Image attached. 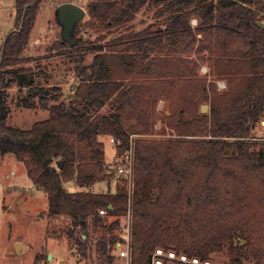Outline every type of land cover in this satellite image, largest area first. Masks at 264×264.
I'll return each instance as SVG.
<instances>
[{
  "label": "trees",
  "instance_id": "obj_1",
  "mask_svg": "<svg viewBox=\"0 0 264 264\" xmlns=\"http://www.w3.org/2000/svg\"><path fill=\"white\" fill-rule=\"evenodd\" d=\"M42 1L13 0L12 25L0 43V155L12 153L24 164L46 194L48 215L68 220L70 248L110 264L120 236L118 217H108L129 204V264H149L156 248L204 261L219 245H226L228 264L246 258L264 264V141L253 140L264 118V0H88L83 26L97 32L96 43L75 25L70 41L59 38L51 46L55 55L78 62L77 84L63 100L60 86L36 81L24 66L35 60L22 51ZM150 9L154 21L135 31L136 14ZM203 51L211 74L226 80L225 90L190 76L195 89L185 104L171 95L163 119L178 134L203 138H134L153 131L158 97L174 93L167 56ZM89 53L92 62L82 64ZM12 85L17 107L44 109L48 116L26 129L8 124ZM199 101L209 110L201 112ZM131 135V187L120 180L126 191L63 187L109 181L100 136L119 140L115 153H122ZM59 160L60 168L54 164Z\"/></svg>",
  "mask_w": 264,
  "mask_h": 264
},
{
  "label": "rangeland",
  "instance_id": "obj_2",
  "mask_svg": "<svg viewBox=\"0 0 264 264\" xmlns=\"http://www.w3.org/2000/svg\"><path fill=\"white\" fill-rule=\"evenodd\" d=\"M66 0H43L38 7L36 19L31 29L29 40L24 50L23 57H33L34 61L25 63L24 66L35 72L36 81L47 86L57 85L62 88L60 100L66 99L73 93L77 84V77L74 71L76 64L75 59L60 57L55 55L56 49H52V44L61 38V25L57 18L56 6ZM79 6L85 11V16L76 25L79 26L81 32L86 31L84 37L96 43L97 32L91 29H84L83 23L88 19L87 1L88 0H68ZM14 7L13 0H0V43L6 31L12 25ZM153 10H140L136 14V18L131 22L133 29L138 31L153 22ZM8 21V25L4 21ZM196 21L195 19L191 20ZM107 36L102 42L106 41ZM205 52V51H204ZM94 53L85 55L82 64L88 65L92 62ZM167 72H170L168 80L172 81L171 90L174 93H165L166 97H158L155 111L157 113L155 127L150 133H136L134 138L145 139H193L203 138L200 135L178 134L172 128L165 125V116L169 114V98L176 94L181 103L184 98L191 94L195 88L188 82L191 76L197 78H206V84L213 83L215 91H223L226 88V80L222 82L221 77H214L211 74L212 67L207 57L194 56L188 52H173L167 56ZM199 58V59H198ZM194 61V63H193ZM210 62V63H209ZM207 66L208 68H206ZM39 70L45 72L46 77L37 74ZM192 72V74H191ZM190 74L186 77L187 74ZM224 78V77H223ZM183 80H186L185 84ZM17 96V88L12 85L8 90V104L10 112L8 114L7 123L19 127L29 128L34 122L42 120L48 116V111L40 108L29 109L19 108L15 104ZM171 97V98H172ZM55 101H50L53 104ZM201 104L209 103L199 101L196 106L200 110ZM264 121V120H263ZM162 129L164 131L162 132ZM253 140L264 141V124L260 121L254 129ZM111 136H100L104 143L105 163L108 172L112 173L111 179L95 182L90 187H78L73 181L63 182V187L68 191L92 190L94 192H114L116 189L127 190V185H123L121 178L116 176L113 168L110 167L115 147L110 142ZM56 161H54V164ZM56 165V164H55ZM48 203L44 192L37 188L29 179L24 164L18 160L12 153L0 155V264H106L102 262L96 254L92 259L86 260L82 258L76 249L70 248V243L66 236V227L68 220L63 216H50L47 213ZM125 213L118 216L108 217V221L118 217L119 229L116 231L120 236V240L109 251L110 264H129V244L128 248L123 239L124 227L127 218ZM131 223V217H130ZM15 241L23 242L26 246L20 252L15 251ZM128 249V256L126 255ZM51 257L48 258V254ZM38 256L35 261V257ZM208 262L197 264H228L229 256L227 254L226 245L215 247L208 254ZM243 264H256L251 258H246Z\"/></svg>",
  "mask_w": 264,
  "mask_h": 264
},
{
  "label": "built area",
  "instance_id": "obj_3",
  "mask_svg": "<svg viewBox=\"0 0 264 264\" xmlns=\"http://www.w3.org/2000/svg\"><path fill=\"white\" fill-rule=\"evenodd\" d=\"M110 142L113 145H117L119 140L110 137ZM133 142H132V135L128 141L127 148L122 153H115L110 164V167L113 168V172L116 174L117 178H123L127 180L128 187L131 185V179L133 175ZM131 187V186H130ZM100 213H104V210H99ZM127 218L126 225L124 227V235L123 239L126 242V246L128 248L129 244V235H130V217H131V210L128 204L127 210L125 213ZM128 256V249L126 252ZM208 262L207 260L201 261L198 258L192 257L189 258L184 254H177L172 250L165 251L161 248H156L150 255L149 264H197Z\"/></svg>",
  "mask_w": 264,
  "mask_h": 264
},
{
  "label": "water",
  "instance_id": "obj_4",
  "mask_svg": "<svg viewBox=\"0 0 264 264\" xmlns=\"http://www.w3.org/2000/svg\"><path fill=\"white\" fill-rule=\"evenodd\" d=\"M85 13L86 11L81 6L73 2H70V1L60 3L56 6L57 18L61 25L60 36L63 40L70 41V36H71V33L75 25L81 19H83V17L85 16ZM200 111L201 112L207 111V105L202 104L200 106ZM55 164L58 168H60L62 165V161L61 160L56 161ZM19 248L23 250L25 246L20 242L15 243L14 249L16 252H20L18 251ZM50 257H51V254L49 253L48 258Z\"/></svg>",
  "mask_w": 264,
  "mask_h": 264
},
{
  "label": "crops",
  "instance_id": "obj_5",
  "mask_svg": "<svg viewBox=\"0 0 264 264\" xmlns=\"http://www.w3.org/2000/svg\"><path fill=\"white\" fill-rule=\"evenodd\" d=\"M153 21H154V20H153ZM4 24H5V25H8V21L5 20V21H4ZM197 37L200 38V39H202V35H201L200 33L197 34ZM207 42H208V41H207ZM189 54H190V53H189ZM192 54H193L194 56H196V54H194V53H192ZM197 56H199V57H208L209 54H207V52H204V51H203V52H201L200 54H198ZM211 58H212V57H211ZM208 59H210V56H209ZM207 66H208L209 68L211 67V65H208V64H207ZM207 66H205V67L208 68ZM220 80H222V82H225V79H224L223 77H221ZM201 105H202V104H201ZM263 120H264V118L261 119V122L264 124V121H263ZM101 139H102V138H100V140H101ZM19 242L22 243V244L24 245L23 242H21V241H19ZM15 243H17V242L15 241ZM24 246H25V245H24ZM25 247H26V246H25Z\"/></svg>",
  "mask_w": 264,
  "mask_h": 264
},
{
  "label": "clouds",
  "instance_id": "obj_6",
  "mask_svg": "<svg viewBox=\"0 0 264 264\" xmlns=\"http://www.w3.org/2000/svg\"><path fill=\"white\" fill-rule=\"evenodd\" d=\"M192 23H193V24H195V23H196V21H192Z\"/></svg>",
  "mask_w": 264,
  "mask_h": 264
}]
</instances>
